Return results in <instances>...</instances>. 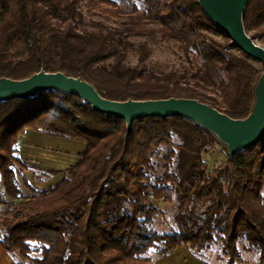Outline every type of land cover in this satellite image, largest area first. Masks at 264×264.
<instances>
[{
  "label": "trees",
  "instance_id": "trees-1",
  "mask_svg": "<svg viewBox=\"0 0 264 264\" xmlns=\"http://www.w3.org/2000/svg\"><path fill=\"white\" fill-rule=\"evenodd\" d=\"M86 12L115 26L85 30ZM243 24L264 46V0L249 1ZM157 35L178 45L191 70L158 75L147 67L150 46L131 39ZM131 52L136 66L129 64ZM255 62L198 0H0V79L61 72L110 101L193 99L244 120L264 73ZM30 134L85 149L62 179L42 190L24 179L28 195L18 177L35 168L21 156L20 142ZM221 144L199 123L179 117L137 120L128 132L124 120L64 91L1 102L0 245L13 264H154L148 255L156 250L158 259L180 248L200 259L216 246L220 260L237 264L244 241L264 264V138L233 157L227 152L210 170L203 155ZM165 145L179 153L164 157L167 170L156 177L154 158ZM176 156L178 173L169 171ZM175 197L179 231H154L156 202Z\"/></svg>",
  "mask_w": 264,
  "mask_h": 264
},
{
  "label": "water",
  "instance_id": "water-1",
  "mask_svg": "<svg viewBox=\"0 0 264 264\" xmlns=\"http://www.w3.org/2000/svg\"><path fill=\"white\" fill-rule=\"evenodd\" d=\"M250 0H198L209 18L234 47L264 66V47L245 31L243 15ZM64 91L92 105L103 114L124 120L128 132L137 120L147 118H184L199 123L227 145L233 157L239 150H249L264 138V73L255 88V106L244 120H235L213 107L193 99L116 102L104 99L89 83L61 72L44 70L22 81L0 79V103L25 100L49 91Z\"/></svg>",
  "mask_w": 264,
  "mask_h": 264
},
{
  "label": "rangeland",
  "instance_id": "rangeland-1",
  "mask_svg": "<svg viewBox=\"0 0 264 264\" xmlns=\"http://www.w3.org/2000/svg\"><path fill=\"white\" fill-rule=\"evenodd\" d=\"M85 26L83 29L89 31L105 30L106 27L115 26V23L111 20L96 14L94 12H86ZM100 25H105L101 27ZM221 40L220 38H217ZM131 41L138 47L142 43H146L152 50V55L146 62L147 67L158 75L168 74L170 72L184 73L185 70H191L190 64L185 58L183 52L178 48V45L174 42H167L162 39L161 35H157L154 38H132ZM259 45V42L255 41ZM263 46V45H261ZM264 47V46H263ZM138 63V55L135 52H131L129 55V64L136 66ZM258 68H262L263 65L259 62H255ZM221 145H216L209 149L207 153L203 155L205 162L208 164L210 170L215 169L226 161L228 152L227 145L221 142ZM44 147V145H42ZM47 150V149H46ZM179 151L171 145L162 146L159 150L158 156L154 158L155 163V176H162L166 172V166L164 157L171 151ZM53 155L45 156L49 161ZM179 156H176L173 163L169 166V171L178 173L181 161ZM47 162V161H46ZM35 168L30 171L23 172L19 175V184L24 194H30V192L24 186V179H27L30 183L36 185L38 190H42L49 183H53L56 180L62 179L66 170L69 168L66 164L62 165H50L46 163L30 162ZM45 166V167H43ZM182 167V166H181ZM49 171L61 172V174L49 177ZM34 173H36L34 175ZM156 205L160 209V213L155 217L154 223L151 228L158 233H175L178 232V226L176 224L175 216L178 207V200L175 197L172 203L156 202ZM242 259L237 264H260L259 254L248 249L246 242L242 241L239 245ZM221 252L216 246L209 251H204L199 255L200 259L190 256L186 248L177 249L175 254L165 258L158 259V251L151 252L148 256L152 259L154 264H225L224 260H220ZM10 256V255H9ZM12 262L14 257L10 256Z\"/></svg>",
  "mask_w": 264,
  "mask_h": 264
},
{
  "label": "crops",
  "instance_id": "crops-1",
  "mask_svg": "<svg viewBox=\"0 0 264 264\" xmlns=\"http://www.w3.org/2000/svg\"><path fill=\"white\" fill-rule=\"evenodd\" d=\"M20 146L21 156L30 162L38 161L50 165L66 164L68 167L78 161V155L83 153L85 149V145L77 141L55 137H40L37 134L25 136L20 142ZM50 154L53 156L48 161L45 156H50ZM0 264H13L9 254L3 250L1 245Z\"/></svg>",
  "mask_w": 264,
  "mask_h": 264
}]
</instances>
